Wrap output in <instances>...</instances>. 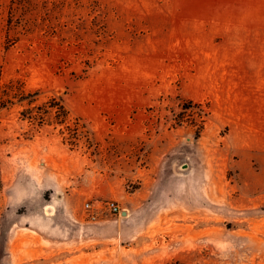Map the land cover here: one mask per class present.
<instances>
[{
  "label": "rangeland",
  "instance_id": "374dc122",
  "mask_svg": "<svg viewBox=\"0 0 264 264\" xmlns=\"http://www.w3.org/2000/svg\"><path fill=\"white\" fill-rule=\"evenodd\" d=\"M259 11L0 0V264H264Z\"/></svg>",
  "mask_w": 264,
  "mask_h": 264
},
{
  "label": "crops",
  "instance_id": "0c3cea01",
  "mask_svg": "<svg viewBox=\"0 0 264 264\" xmlns=\"http://www.w3.org/2000/svg\"><path fill=\"white\" fill-rule=\"evenodd\" d=\"M259 9L261 10V5H262V2H259ZM263 12L262 11H259V17L256 18V19H259V25L263 26L264 25V20L262 17L261 18V14ZM261 36L259 37H262V32L260 33ZM263 40V38L260 39V43L261 41ZM262 44V43H261ZM260 44V47H259V50L255 52V56H259L260 58L262 57V63L259 65L258 67V70L254 72L255 70V66L251 65L252 63H248V64H243V65H240L236 70L234 69L233 72H234V77H233V80H234V85H233V88L232 89H238L239 91L238 92H241L243 91L244 92V95H246V92L245 90H248V88H256V89H264V44L261 45ZM263 46V47H261ZM252 53V52H250ZM250 59L252 57H249ZM252 73L254 74H258V78H256L255 76H252L253 78L257 79L260 84L256 83L255 84H251L250 82H253L252 80ZM250 83V84H249ZM253 86H256V87H253Z\"/></svg>",
  "mask_w": 264,
  "mask_h": 264
},
{
  "label": "built area",
  "instance_id": "2783aa9c",
  "mask_svg": "<svg viewBox=\"0 0 264 264\" xmlns=\"http://www.w3.org/2000/svg\"><path fill=\"white\" fill-rule=\"evenodd\" d=\"M107 208H109V210L113 213H118L120 214L121 213V208L119 206V204L117 202H115L114 200H111L109 202H107ZM86 206H90V203H86Z\"/></svg>",
  "mask_w": 264,
  "mask_h": 264
},
{
  "label": "trees",
  "instance_id": "16d2710c",
  "mask_svg": "<svg viewBox=\"0 0 264 264\" xmlns=\"http://www.w3.org/2000/svg\"><path fill=\"white\" fill-rule=\"evenodd\" d=\"M2 102H0V105H1Z\"/></svg>",
  "mask_w": 264,
  "mask_h": 264
},
{
  "label": "water",
  "instance_id": "95a60500",
  "mask_svg": "<svg viewBox=\"0 0 264 264\" xmlns=\"http://www.w3.org/2000/svg\"><path fill=\"white\" fill-rule=\"evenodd\" d=\"M124 214H125V212H124Z\"/></svg>",
  "mask_w": 264,
  "mask_h": 264
}]
</instances>
